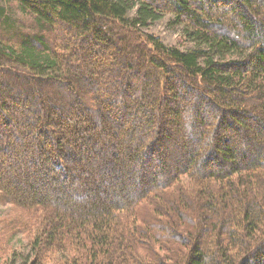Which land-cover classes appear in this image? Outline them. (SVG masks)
I'll return each mask as SVG.
<instances>
[{"label": "trees", "instance_id": "1", "mask_svg": "<svg viewBox=\"0 0 264 264\" xmlns=\"http://www.w3.org/2000/svg\"><path fill=\"white\" fill-rule=\"evenodd\" d=\"M0 195L20 264H264V0H2Z\"/></svg>", "mask_w": 264, "mask_h": 264}, {"label": "rangeland", "instance_id": "2", "mask_svg": "<svg viewBox=\"0 0 264 264\" xmlns=\"http://www.w3.org/2000/svg\"><path fill=\"white\" fill-rule=\"evenodd\" d=\"M133 13L134 11H131L129 16L131 17ZM173 18L174 16L172 14L166 13L162 18L150 22L148 25L141 27L140 30L148 35L154 36L165 46H176L184 50L194 48L195 43L187 39L183 25L174 24ZM15 210L0 195V245H5L6 248L10 249L9 253L14 251L17 254L15 257L16 261L13 262L12 257L8 260L6 259V253H0V264H20L21 258L25 255L23 247L27 242L19 229L20 224L17 227L10 225L12 222L17 221L18 211Z\"/></svg>", "mask_w": 264, "mask_h": 264}]
</instances>
